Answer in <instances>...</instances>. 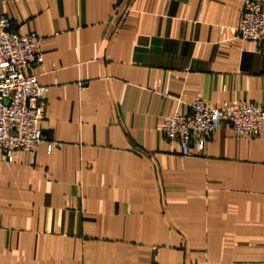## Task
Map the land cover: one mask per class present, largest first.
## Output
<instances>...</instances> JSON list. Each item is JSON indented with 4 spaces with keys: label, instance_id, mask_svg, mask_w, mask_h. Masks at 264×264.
<instances>
[{
    "label": "crops",
    "instance_id": "0c3cea01",
    "mask_svg": "<svg viewBox=\"0 0 264 264\" xmlns=\"http://www.w3.org/2000/svg\"><path fill=\"white\" fill-rule=\"evenodd\" d=\"M47 88L33 154L0 153V264H264V123L181 155L165 120L201 98L264 107L241 0H0Z\"/></svg>",
    "mask_w": 264,
    "mask_h": 264
},
{
    "label": "built area",
    "instance_id": "2783aa9c",
    "mask_svg": "<svg viewBox=\"0 0 264 264\" xmlns=\"http://www.w3.org/2000/svg\"><path fill=\"white\" fill-rule=\"evenodd\" d=\"M242 20L238 37L264 47V0H241ZM44 62L41 39L35 33L18 35L10 21L0 18V153L10 162L15 151L33 154L46 141L40 127L47 88L28 69ZM187 115L173 114L162 133L170 145H178L183 157L202 153L212 135L226 123L236 136L259 138L264 107L233 103L215 108L201 98L189 104Z\"/></svg>",
    "mask_w": 264,
    "mask_h": 264
}]
</instances>
